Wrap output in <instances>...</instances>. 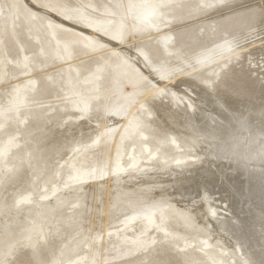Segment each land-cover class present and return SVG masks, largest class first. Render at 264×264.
<instances>
[{
	"label": "rangeland",
	"instance_id": "1",
	"mask_svg": "<svg viewBox=\"0 0 264 264\" xmlns=\"http://www.w3.org/2000/svg\"><path fill=\"white\" fill-rule=\"evenodd\" d=\"M225 42L231 46L225 51L242 53L214 52ZM210 50L215 60L197 67ZM162 65L165 80L155 73ZM0 71V209H9L0 212V233L7 225L18 230L0 248V264H127L148 261L157 245L164 256L181 251L186 264H246L234 240L228 247L193 226L188 232L177 226L184 207H204L219 195L188 198L175 187L189 172L177 166L194 169L198 157L186 113L207 104L194 90L219 97L236 116L264 111V0H0ZM182 72V80L169 81ZM126 75L133 84L123 88L142 102L132 118L136 131L124 126L119 133L122 121L108 110L122 100L118 86ZM153 85L164 87L159 103L149 93ZM37 116L60 126L52 134L39 131L53 144L47 179L32 162L37 145L30 127ZM145 119L153 121V132ZM258 120L253 114L251 124ZM152 133L156 140L145 146ZM117 162L123 173H115ZM73 166L82 172L72 177ZM83 169H104L101 181L109 177L128 189L122 196L115 182H105L82 195L77 189L94 181ZM27 192L30 204L23 200ZM216 202L214 210L229 216L225 198ZM33 205H49L41 221L29 218ZM139 238L146 244L135 251L132 240ZM90 240L95 253L85 245Z\"/></svg>",
	"mask_w": 264,
	"mask_h": 264
},
{
	"label": "bare ground",
	"instance_id": "2",
	"mask_svg": "<svg viewBox=\"0 0 264 264\" xmlns=\"http://www.w3.org/2000/svg\"><path fill=\"white\" fill-rule=\"evenodd\" d=\"M127 14L125 13V17H127ZM229 48H231L230 44L225 42L214 49V52L217 49V51H224L223 53L225 54L223 55V58L238 56L242 53L239 49L232 50L231 52L225 51ZM211 51L212 50L208 51V54L206 55L199 56L197 59L199 60L197 67L203 68L210 65L215 60L213 57H209L212 55ZM160 69L162 71L155 70V73L159 72L161 77L165 80L167 77L164 76L166 72L165 66L162 65V68ZM121 71L126 72L127 69L123 70L122 68ZM115 73L117 74L118 71ZM185 75L186 72H182L179 76L174 75L172 77L173 79L170 78L169 81L174 79H176L175 82L182 80ZM124 78L125 79L120 87L118 86L119 96L122 100L118 103L111 102L108 110V114L110 115L109 117H118L117 119L122 121L119 133L122 131L124 126H126L125 131L128 129H135L136 131L137 124L132 121V118L133 116L136 117L139 115L137 113L138 111H136V113H134V111L137 110V107H140L142 102L141 99L138 100L137 103L132 100L127 91L124 89V86L126 84L129 85L133 83L127 75L124 76ZM162 89H164V87L161 85H153V87L149 90V93H151L150 95H154V102H160L158 99L161 98L160 91ZM194 92L199 95L198 97H202L204 103L207 104V108H200L198 112L194 111L193 113H186L187 118L191 121V128L193 129V132L188 135V138L193 142L194 150L196 151L198 157L197 162L189 166L194 167V169L176 164L180 170L185 169L189 172L185 178L181 177L183 179H180L181 181H179V185L175 187V192L183 195L182 192L184 191L188 198L199 197L201 193H206V195L218 194L219 198H212L213 201L211 203L209 202L210 204H204V207L198 209L193 205L184 207L180 211L181 214L180 212L176 213V221H179V225L177 226H179V229H181L180 231L182 232L192 231L191 226H193V231H195L198 235L208 233L212 239L219 238L221 241H225V245L228 247H230L231 240H234L236 244L235 246H238L240 249L241 255L243 256L246 264H264V169L259 167H250L251 164H256L257 166L259 164H264V111L253 110L250 117H247L245 113H243V115L236 116L226 108L225 104L219 97H208L204 95V93L200 92L199 89L194 90L193 93ZM257 113H259V120L253 125L251 124V119L253 114ZM40 115L41 114H39V116ZM39 116H37V123L30 127L32 129V139L34 144L37 145V150L32 156V162L35 165L36 170L40 172L39 174L41 177L43 179H47V171L49 170L48 164L51 159L53 144L46 142L43 139L45 136L40 132L42 130L43 132L52 134V132L60 128V126L54 118H51L46 122L44 118ZM174 116L176 118H180L181 113L176 110L174 111ZM242 117H245V119ZM128 121H131L130 125L127 124ZM145 121L148 124V129H152L153 132L154 128L151 123L153 121L147 119H145ZM114 126L115 125L113 124L111 129ZM58 132H60V130ZM137 132V134L145 133L143 130H137ZM240 132L242 137L238 138V133ZM156 137L157 136H154L152 133V136L148 137L146 141L144 140L143 144L148 146V143L156 140ZM132 139H135V137H132ZM151 153H153L152 149L150 151V154ZM29 160L31 159L27 157L24 163H29ZM129 163H134V161H129ZM124 166L125 165H121L117 162L114 166L115 173H123L125 170ZM30 167L33 169L32 166ZM96 168L98 167L96 166ZM83 170L87 177H89V173L91 172V176L94 181H91L90 184H87V186H82L77 189V192H81L82 195H92V187H99V189L102 190V186L105 182L109 184L115 182L114 186L117 184L116 180L112 181L109 177L106 181L100 180L101 174L102 176L105 174L104 169H94L91 171L87 169ZM15 172H20V170L17 169ZM79 172H82V169H77L73 166L71 176L73 177V175H77ZM121 184L122 183L115 186V188L118 187L119 189H122L121 195L123 196V191L126 192L128 186H123ZM75 188H69L72 190L71 192L69 189H66L69 194L68 199L74 200L77 198V196L73 193ZM113 189L111 188V190L108 191V194L110 191L113 193ZM137 191L138 189L133 190L132 192L135 193ZM30 193L31 192H27L26 197L23 198L24 202L29 203L28 198ZM222 193L224 194L222 195ZM57 197H60V195L55 194L53 196V198ZM222 197L225 198V203H223V205L226 207V211H228L229 216L219 214L214 210V203H217L216 201H219L220 205L224 201V198ZM43 202H45V200H43ZM29 209V218L32 217V219L37 222L42 220V215H39L41 211H49V205H46V208L43 210L36 208L35 205ZM8 210V207L5 206L0 209V212L6 213ZM135 213H138V211ZM145 213L146 212L141 209L138 214L145 216ZM183 214H185L184 221H182ZM215 214L218 216L220 215V217L215 216ZM131 217H134V214L131 215ZM141 220L144 224L148 218L142 217ZM125 221H127V219ZM170 222L174 223L173 220H170ZM150 226L148 225L144 229H148ZM4 230L5 231L3 233H0V248L6 246L8 242L14 239L18 233L16 227L8 225L5 226ZM143 232L144 231H141L140 233ZM97 238L98 235H95L94 240ZM143 243L146 244L143 242V239L139 238L137 240L133 239L131 245H138V248H134V250L137 251L139 248L143 247ZM85 245L88 247L90 253H95L98 250L96 245L91 244V240ZM3 251L4 250H0V258L3 256V254H1ZM165 253L166 256H164V252L160 251V246L157 245L148 261H141L137 258L129 261L127 264H186L182 260V256L185 255L181 251L177 250L174 253L166 251ZM90 262L93 263L92 261Z\"/></svg>",
	"mask_w": 264,
	"mask_h": 264
}]
</instances>
